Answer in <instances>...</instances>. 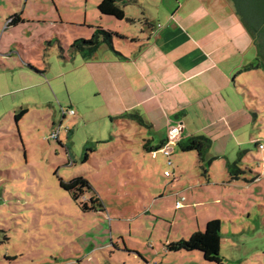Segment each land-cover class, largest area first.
Here are the masks:
<instances>
[{"label": "rangeland", "instance_id": "374dc122", "mask_svg": "<svg viewBox=\"0 0 264 264\" xmlns=\"http://www.w3.org/2000/svg\"><path fill=\"white\" fill-rule=\"evenodd\" d=\"M34 1L32 11L46 6L55 11L51 0ZM53 1L69 24L56 27L62 32L59 49L66 52H59L56 44L48 45L51 39L42 43L41 50L17 49L30 56L31 64L26 66L34 72L43 70L42 55L55 71L58 65L50 59L67 56L69 40L92 37L86 27H80L84 21L113 32L108 23L114 20L98 13L101 0ZM160 1L162 9L174 7L173 1ZM9 11L7 7L0 10V35ZM48 27L33 25L30 31L47 38L52 31ZM19 31L24 42L42 40L34 36L27 41L25 28L15 30L16 38ZM257 50L249 55L252 63L259 61L262 78L264 64ZM8 53L0 48V264H209L198 251L168 253L165 244L188 240L213 219L220 222L222 264H264V78L254 89L247 87L250 93L239 91L241 103L252 104L258 112L255 124L241 127L232 139L215 142L204 162L196 163L194 152L183 154L174 147L170 161L173 169L179 166L183 171H175L173 178L164 155H141L136 153L137 146L126 152L118 145L95 144L98 131L108 128L109 121L89 111H81L82 117L77 107L70 114L69 92L50 82V74L42 85L2 95L4 85L9 84L10 91L29 85L9 77L11 72L2 65ZM248 77L253 82L256 75ZM33 79L32 83L38 81ZM27 108L31 111L19 125L9 118L13 115L7 110ZM36 108L45 111L39 115ZM52 122L54 128L66 130L58 141L49 139ZM69 129L72 134L67 138ZM154 141L159 143L160 137ZM223 149L225 157L215 158ZM234 177L239 179L233 181ZM76 178L86 180L92 190H83L74 200V192L60 185ZM95 197L98 203L93 205ZM180 197L184 203L176 208ZM92 205L95 210L83 209Z\"/></svg>", "mask_w": 264, "mask_h": 264}, {"label": "crops", "instance_id": "0c3cea01", "mask_svg": "<svg viewBox=\"0 0 264 264\" xmlns=\"http://www.w3.org/2000/svg\"><path fill=\"white\" fill-rule=\"evenodd\" d=\"M51 1L55 11L50 6L32 11L34 0H0V10L4 7L10 9L5 24L1 25L0 48H7L9 52L4 56L6 63L2 65L11 72L10 78L29 83H23L13 91L8 89L9 84L4 85L2 95L42 85L44 77L50 74V82L55 83L59 90L69 92V100L73 103L69 104L68 111L77 107L80 113L84 111L87 114L89 111V114H98L109 121L108 128L98 131L95 144L118 145L126 152H133L137 146L138 154H151L152 157L164 155L167 166V161L175 155L174 147L179 149V141L186 142L197 136L209 139L211 145L207 155L215 142L232 139L241 127L257 121V110L252 104L241 103L243 96L239 91L250 93L248 89H254L264 77H260L259 69H247L256 64V61L252 63L249 55L255 47L228 0H167L173 1L174 7L163 9L158 6L162 3L160 0L158 5H154L152 0H135L134 4L124 6L125 20L103 16L114 20L108 23V29L120 37L114 40L111 49L101 46L88 59L69 53L65 57L52 56L51 63L58 65L55 71L50 63L45 62L46 56L42 55L43 70L34 72L26 66L31 64L30 56L19 54L17 49L41 50L42 43L51 39L48 45L56 44L59 52H66L59 49L61 31L56 27L59 24L62 29L69 24L64 22L55 2ZM13 16L20 19L16 25L8 24ZM41 24L48 25V31L52 29L47 38L44 34L36 37L35 32L30 31L31 26ZM82 25L80 27H86L92 36L96 27L86 25L85 21ZM20 28H25L23 37L27 41L34 36L36 40L42 36V40L34 44L24 42L20 38L21 31L16 38L13 34ZM4 37L5 40H2ZM73 41L67 43V51ZM249 74L252 77L256 75L253 82H250ZM33 78L38 81L32 83ZM232 98L237 102H232ZM7 111L13 115L9 118L15 121V114L19 111ZM24 111L26 114L15 121L16 125L25 120L31 110L27 108ZM44 111L36 108L39 115ZM131 113H137L149 127H140L134 121L122 119V116ZM46 116L52 119L47 111ZM61 117L62 120L65 118ZM132 124L134 126L130 128ZM54 126L52 122L51 133L56 129ZM176 126L180 127L179 138L175 144L167 146L170 151L167 158L161 150L167 144L168 129ZM65 132L61 128L59 133ZM71 134L69 129L67 138ZM154 137H160L159 143H154ZM252 141L257 144V141ZM159 144H163L159 151H146ZM179 152L185 153L180 149ZM189 153L193 151L185 154ZM194 153L196 163L205 161L206 155L202 160ZM225 153L223 149L215 158H224ZM177 161L183 160L178 158ZM168 167L173 169L172 162ZM181 168L176 166L173 169V178L175 171H183ZM204 173L207 174V170ZM178 179L175 177V180Z\"/></svg>", "mask_w": 264, "mask_h": 264}, {"label": "trees", "instance_id": "16d2710c", "mask_svg": "<svg viewBox=\"0 0 264 264\" xmlns=\"http://www.w3.org/2000/svg\"><path fill=\"white\" fill-rule=\"evenodd\" d=\"M231 2L238 15V20L243 28L248 32L251 37L253 45L258 50L257 58H264V0H228ZM135 0H101L97 6L99 15L108 16L116 20H125L124 6L134 4ZM132 21V20H128ZM20 22L18 16H13L10 23L16 25ZM116 38H120L118 34L104 30L100 27L93 28L92 37L89 40H77L73 41L68 47L70 55H80L85 59L92 58L101 46L112 48L113 42ZM260 49V51H259ZM263 54V55H262ZM259 61L256 64L249 66L248 70H260ZM264 71V67H263ZM26 112L20 110L15 114V121L17 122ZM122 119L134 121L140 127H149L142 117L137 113L125 114ZM211 142L202 136L192 137L188 141H179L178 148L185 153L196 152L203 160L206 155ZM163 144H159L155 148L146 149L147 152H156L162 149ZM146 148V147H145ZM87 156L83 158L86 160ZM233 180L239 179L237 177L231 178ZM62 188L67 191L74 192L72 197L74 200L78 199V193L83 190H92L86 180L82 178H76L69 183H61ZM98 203V199L95 197L91 199V204ZM91 206L88 209L83 206V209L95 210V206ZM101 207V204H98ZM220 222L218 220H210L204 226L203 232H195L188 240H179L170 244H165V249L168 253L185 252L190 253L198 251L202 254L203 261L209 264H222V257L220 255Z\"/></svg>", "mask_w": 264, "mask_h": 264}, {"label": "built area", "instance_id": "2783aa9c", "mask_svg": "<svg viewBox=\"0 0 264 264\" xmlns=\"http://www.w3.org/2000/svg\"><path fill=\"white\" fill-rule=\"evenodd\" d=\"M11 21V20H10ZM10 21L8 22V24L10 23ZM70 114H72L73 112L72 111H69ZM62 116H64V112H62ZM179 128L178 126L176 127H171L168 129L167 131V144H165V147L161 150V152H163L166 156H168V158L170 157V151L169 149H167L168 145L172 146L173 144H175L179 138ZM61 130V127L55 129L51 134H50V138L49 139H56V141L59 140V132ZM66 131V130H65ZM263 148L262 145H260L259 149ZM170 160V159H169ZM167 161L168 163V166H171V162L170 161ZM164 175L167 177L171 176L170 173L168 171H165L164 172ZM182 203H184V198L183 197H180L177 199L176 201V208H179L182 206Z\"/></svg>", "mask_w": 264, "mask_h": 264}, {"label": "water", "instance_id": "95a60500", "mask_svg": "<svg viewBox=\"0 0 264 264\" xmlns=\"http://www.w3.org/2000/svg\"><path fill=\"white\" fill-rule=\"evenodd\" d=\"M262 63L264 64V58L262 59Z\"/></svg>", "mask_w": 264, "mask_h": 264}, {"label": "flooded vegetation", "instance_id": "af4514ba", "mask_svg": "<svg viewBox=\"0 0 264 264\" xmlns=\"http://www.w3.org/2000/svg\"><path fill=\"white\" fill-rule=\"evenodd\" d=\"M263 55V54H262Z\"/></svg>", "mask_w": 264, "mask_h": 264}]
</instances>
